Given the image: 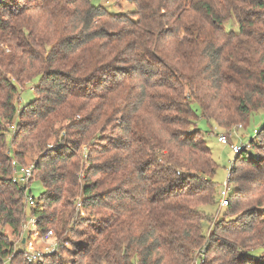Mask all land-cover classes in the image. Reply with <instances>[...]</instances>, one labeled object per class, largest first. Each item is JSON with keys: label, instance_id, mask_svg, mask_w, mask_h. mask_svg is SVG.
<instances>
[{"label": "trees", "instance_id": "obj_1", "mask_svg": "<svg viewBox=\"0 0 264 264\" xmlns=\"http://www.w3.org/2000/svg\"><path fill=\"white\" fill-rule=\"evenodd\" d=\"M130 3L0 0V264H28L11 237L28 218L11 160L34 164L27 186L44 190L29 212L45 232L66 219L84 158L83 205L97 216L70 228L81 257L68 264H194L201 246L211 263L264 264V119L214 220L204 207L218 202L217 163L195 124L199 111L227 134L264 108V0ZM57 123L64 136L48 148ZM35 264L66 262L55 252Z\"/></svg>", "mask_w": 264, "mask_h": 264}, {"label": "rangeland", "instance_id": "obj_2", "mask_svg": "<svg viewBox=\"0 0 264 264\" xmlns=\"http://www.w3.org/2000/svg\"><path fill=\"white\" fill-rule=\"evenodd\" d=\"M92 3L95 5L103 4L115 13H123V12L126 13L127 11L133 10V6L130 3V0H92ZM226 26L229 28H231L232 26L233 29H235L237 27V24L236 22L232 21L231 23L228 22ZM36 80L37 78L31 80L29 83H27L25 86H23V88L19 90V99L17 101L18 108L35 97V93L32 88L36 84ZM76 117L79 118L80 116L77 115ZM248 119L250 120L247 125H246L247 123L246 121L243 122L240 120L236 124H234V126H232L228 132L225 130L228 134L227 135L225 132L221 131L222 129L218 128L214 124L212 119H208L202 116L201 112L199 111L197 112V118L195 120V124L201 130V132L204 133L205 139L209 147L211 148L213 159L217 163V169H216L215 175L213 176V179L217 183V192H218L217 199L218 200L220 198L219 193H221L223 190V185L227 181V177L230 171L229 169L232 166L234 158H235V154L230 147V143H233L238 146L249 144V140L255 137L254 129L258 130L263 124L264 108L255 111L251 116L248 117ZM56 127L60 135H57L55 133L48 139V148L49 147L53 149L57 148L56 144L59 143L58 141H60L62 139V136H64V132H61L59 123L55 124L54 128ZM220 133L226 134L227 137L229 138L230 143L229 142L228 143L219 142L217 139V135ZM9 141H10V137L7 138L8 145H9ZM88 147L90 148V145H87L86 153L88 152ZM84 149H85V146L82 147V150ZM261 150L262 149L258 147L255 149V151H258V152ZM25 160L26 161L24 162V164L30 163V161H35L36 154L29 158H26ZM240 164L241 163H238L239 167L241 166ZM88 166H89V162L86 161V158H84V163H83V166L81 167L82 169H80L76 173L77 185L75 188V195L71 198L72 205L67 208L68 212L65 215L66 219L63 220L64 222H61L60 224H57V225L56 224L54 225L52 223L47 224V227L52 229L53 232L55 233V237L52 238L51 241H56L58 243L57 252L62 254V257L64 261L66 262V264L71 263L75 261L77 258L81 257V255L75 256V254H73V250L75 249V247L73 246V241L77 240L79 237H77V235H74V231H70V228L72 227L75 228L76 226L77 230H82V229L86 230L87 229L86 225L88 223L87 219L89 217L94 218L97 216L96 214L97 207H94L92 209L89 206L85 207L83 205L84 197L82 194L81 187L84 182L85 175H86L85 169H87ZM28 190L30 191V194L37 199L44 189L42 185L39 183V181L32 180V182L30 183V186L28 187ZM232 192H233V187L230 186V189L227 190V193H226L227 196L231 195ZM204 210L208 213V215L212 217V220H214V218L221 217L223 214V207L219 205V202H216L214 205H211V206H205ZM29 211H30V207L28 205L27 206V215H28L27 219L31 218ZM237 212H239V210ZM262 216L264 218V211H262ZM64 227L65 229H63ZM211 227H212V224L208 227V223L207 224L205 223V226H204L205 238L203 240L204 243L206 242V238L211 230ZM22 228L23 227L20 228L19 233L17 235L11 236L12 240H14V248L19 247L21 244L20 234L22 232ZM2 229L4 233L8 235L11 234L10 233L11 230L9 226H5ZM46 242L38 241L36 244L37 246L44 247L47 245ZM203 247L204 246H201L199 248L202 249ZM196 254H197V264H212L213 262L211 263L210 260L213 261L215 256H217V254H214V253H204L202 257L201 253L198 252V248L196 250ZM201 258L203 259L201 260ZM194 264H196V262H194ZM213 264H217V263L214 262Z\"/></svg>", "mask_w": 264, "mask_h": 264}, {"label": "built area", "instance_id": "obj_3", "mask_svg": "<svg viewBox=\"0 0 264 264\" xmlns=\"http://www.w3.org/2000/svg\"><path fill=\"white\" fill-rule=\"evenodd\" d=\"M15 126L14 124L11 126V130H14ZM257 130L254 129V133H256ZM217 139L221 143H228L229 140L227 136L223 133H220L217 135ZM230 143V142H229ZM238 146L233 143H230V147L234 154H238L243 147ZM12 165V174H11V180L12 182L24 184V197L23 200L26 205H34L35 204V197H33L30 194V191L28 190L27 182L31 179L33 176V170H34V164L20 166L16 159L11 160ZM229 175V174H228ZM229 181L227 177V181L223 185V190L221 193H219V205L221 207H224L228 204V197H227V190L230 189ZM80 204V202H79ZM22 232L20 234V240L22 244V253L25 261L28 264H35L37 261L41 260L44 256L53 254L58 251V243L56 241H51L52 238L55 237V233L52 229H48L45 232H41L38 227L36 226V219L31 217L30 219H26L25 222L22 224ZM42 241L46 242V246L41 247L37 246V242ZM198 252L201 253V256L203 257L204 249H199ZM8 259L10 257L8 256ZM203 258H201L202 260ZM197 264V259H196ZM6 264V263H4Z\"/></svg>", "mask_w": 264, "mask_h": 264}, {"label": "water", "instance_id": "obj_4", "mask_svg": "<svg viewBox=\"0 0 264 264\" xmlns=\"http://www.w3.org/2000/svg\"><path fill=\"white\" fill-rule=\"evenodd\" d=\"M25 187V186H24Z\"/></svg>", "mask_w": 264, "mask_h": 264}]
</instances>
